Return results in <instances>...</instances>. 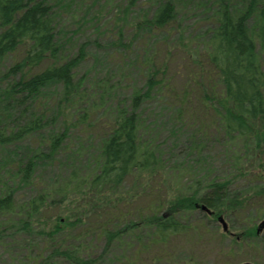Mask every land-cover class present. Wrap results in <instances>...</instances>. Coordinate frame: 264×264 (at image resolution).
Returning <instances> with one entry per match:
<instances>
[{"label":"trees","instance_id":"obj_1","mask_svg":"<svg viewBox=\"0 0 264 264\" xmlns=\"http://www.w3.org/2000/svg\"><path fill=\"white\" fill-rule=\"evenodd\" d=\"M74 1L0 0V245L11 251L23 244L19 264H114V249H133L132 261L151 252L158 261L184 247L199 253L197 244L214 238L205 226L217 225L220 217L243 228L247 206L260 220L264 0H209L201 56L197 65L192 61L197 68L184 86L173 88L166 63L156 64L150 56L138 66L144 82L125 96L106 79L89 84L76 78L84 56L80 49L70 57L72 38L63 43L58 24ZM152 1L155 9L143 16L141 29L161 33L175 20V6L172 0ZM71 31V37L79 35ZM160 94L172 99L177 120L193 105L202 112L201 123L176 121L172 136L177 144L191 132L184 144L196 162L209 159L213 139L229 145L240 141L244 159L232 165L233 175L221 180L205 175L179 194L165 188L160 146L145 137L142 118V109ZM55 170L56 176L43 178ZM131 178L148 183L126 197L122 188ZM233 181L252 185L244 196L253 199H243ZM140 194L143 208L135 206ZM231 230L232 225L219 238ZM261 233L247 224L242 236L230 239L226 257L235 249L258 247L264 229ZM34 239L42 242L41 249Z\"/></svg>","mask_w":264,"mask_h":264},{"label":"rangeland","instance_id":"obj_2","mask_svg":"<svg viewBox=\"0 0 264 264\" xmlns=\"http://www.w3.org/2000/svg\"><path fill=\"white\" fill-rule=\"evenodd\" d=\"M69 1L64 0V3H69ZM75 1L76 4L72 5L70 10L61 13L58 24L60 31L62 30L60 35L64 34L63 37L59 36L63 43L67 41V37L72 38L69 42L70 57L78 56L80 49L84 56L76 69L77 79L86 78L85 81H88L89 84L93 78L101 81L106 79L109 85L118 84L121 96H125L129 94L134 84L140 87L144 82V73H141L138 66L143 59L150 56L156 59V64H160L161 61L166 63L167 76L173 79L172 87L176 89L184 86L185 79L189 75L191 76L194 69L197 68L195 65L201 56L203 36L206 32L207 11H210L209 0H172L176 10V18L164 31L155 32V34H151L146 28L141 29L143 16L145 18L150 17L155 9L151 7L152 0ZM206 8H208L207 11ZM71 29H74V33L79 35L71 37V33H73ZM10 61L9 58L6 59L4 66H7ZM192 61L195 65H192ZM162 94L145 105L142 109V118L145 122L143 124L146 129L145 137H149L154 143L158 142L160 146L159 152L162 154L163 163L161 164L162 173L169 179H167L165 188L169 192L179 194L187 184L202 180L205 175L220 180L227 178L228 174L233 175L234 172L231 169L234 168L232 165L238 164L240 166L244 159V153L240 150V148L243 149L240 141L236 140L235 145H229L217 143L212 137L213 143L209 147V151H211L209 159L202 163L196 162V156L192 155L188 151V146L184 144L189 140L191 132L187 134L188 131H185L184 137L175 141L177 144H174L172 136H174L173 131L177 125L175 124L176 121L186 123L194 119L197 123H201L202 112L195 105L192 108V104L195 103L191 102L190 106L193 111L185 115L182 113L177 120V109L173 106L171 99L173 94H169L170 99L161 97ZM112 109L111 106L109 111ZM107 116L108 114L105 115V118H108ZM203 123L207 124L204 118ZM56 174L57 171L55 170L42 176L48 181ZM144 180L140 178L129 179L122 188L123 195L126 197L132 194L138 195L135 192L147 186L148 181ZM232 183L234 184L231 187L238 190V194L243 195L241 196L243 199L246 198L247 201L253 199V195L244 196L253 189L252 185L246 187L247 184L245 183L247 182L235 183L233 181ZM139 196L141 197L139 198ZM139 196L136 197L135 206L143 208L146 202L142 198V194ZM254 203L252 204L254 205ZM261 214L263 217L260 220H255V211L247 206L246 211L241 214L244 219L246 218L243 221L246 223L243 228L238 225L237 221L228 222L224 220L226 231L223 230L218 221L217 225L205 224L206 231L214 238L207 243L204 241L198 243L196 247H199L200 250L197 254H192L194 250L188 251L189 248L185 249L184 247V250L165 254L164 259L158 261L153 260L154 253L151 252L141 254L139 257L136 256L132 261L133 249L130 252L124 251L122 253L114 249L111 252L113 254L112 259L114 264H138V262L141 264L140 259L143 264H183L189 260L198 264H264V242L256 243L258 247L255 249L248 246L241 250L235 249L231 257H226L230 247V239L237 234L240 236V231L246 229L247 224L256 225L260 233L262 232L264 229V201ZM231 225L234 230H231L230 236L221 240L218 234L221 232L227 234L228 227ZM33 242L38 245L35 247L37 250L42 248L40 240L34 239ZM22 245L11 251H6L7 247L0 245V264H19V259L24 254L23 251L18 252ZM132 245V248H139L137 245ZM183 245L180 243V246ZM114 247L117 248V246ZM157 254L159 256V252Z\"/></svg>","mask_w":264,"mask_h":264},{"label":"water","instance_id":"obj_3","mask_svg":"<svg viewBox=\"0 0 264 264\" xmlns=\"http://www.w3.org/2000/svg\"><path fill=\"white\" fill-rule=\"evenodd\" d=\"M202 210L208 212L205 207H202ZM218 222L221 224L223 230L226 231V225H225L223 219L222 218H219L218 219Z\"/></svg>","mask_w":264,"mask_h":264}]
</instances>
